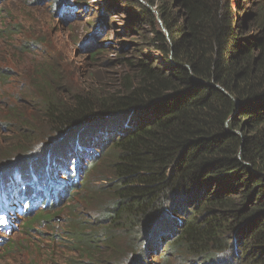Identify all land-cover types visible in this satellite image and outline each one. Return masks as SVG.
Instances as JSON below:
<instances>
[{
    "label": "trees",
    "instance_id": "16d2710c",
    "mask_svg": "<svg viewBox=\"0 0 264 264\" xmlns=\"http://www.w3.org/2000/svg\"><path fill=\"white\" fill-rule=\"evenodd\" d=\"M124 1L155 57L125 59L110 90L55 96L46 81L35 96L64 136L57 153L89 159L79 185L93 152L112 173L95 190L100 228L77 222L72 249L93 256L119 231L139 248L125 264H264V0L253 16L223 0ZM162 235L173 239L155 256Z\"/></svg>",
    "mask_w": 264,
    "mask_h": 264
},
{
    "label": "rangeland",
    "instance_id": "374dc122",
    "mask_svg": "<svg viewBox=\"0 0 264 264\" xmlns=\"http://www.w3.org/2000/svg\"><path fill=\"white\" fill-rule=\"evenodd\" d=\"M223 1L233 15L245 10V14L253 16L260 0ZM137 14L138 10L124 0H0V172L13 171L15 159H19L18 166L31 162L44 148L46 154L57 151L56 145L64 137L53 131L39 111L35 96L41 83L50 81L55 96L99 88L110 90L112 82L126 69L125 59L138 54L155 57L146 44L149 24ZM93 52L96 53L91 56ZM95 154L97 163L87 167L88 183L84 186L79 183L88 157H75V166L72 157L60 166L50 164L54 169L46 171L60 187L70 181L61 175L65 170L77 181L68 185L66 194L60 189L58 195H47V207L58 209L50 213V220L38 218L26 226L21 210L7 215L13 227L0 230V264H125L128 254H132L131 259L138 254L139 248L131 246V240L130 246H125L129 240L119 231L114 245L95 242L93 256L82 248L72 249L76 242L70 230L77 222H84L87 230L89 226L100 228L105 198H98L95 190L112 179L108 163L98 160ZM106 188L111 193V187ZM26 191H22L24 196ZM18 206L23 208L22 203ZM40 206L37 203L31 207L29 216L39 213ZM172 239L162 235L155 256ZM118 251L122 252L117 254ZM166 254H171L170 250ZM175 257H169L173 264Z\"/></svg>",
    "mask_w": 264,
    "mask_h": 264
},
{
    "label": "clouds",
    "instance_id": "9594fccd",
    "mask_svg": "<svg viewBox=\"0 0 264 264\" xmlns=\"http://www.w3.org/2000/svg\"><path fill=\"white\" fill-rule=\"evenodd\" d=\"M57 151H52L48 154H46V150L44 152L42 151L40 155H37V157L33 159H36V161L32 160L23 166H18L20 165L18 164L19 159H15L13 165L16 168L13 171L0 172V176L3 177H0V230H2V227L7 229L13 227L12 224L7 222V215L13 213L15 209L21 210L24 217L32 213L31 207L35 206L37 203L42 207L40 210L46 209L49 200L48 194L52 193L58 195L60 189H63V194H66L68 185L76 182V180H74V175H71L70 171L67 172L66 170L61 175L62 177L70 179L67 185H62V187H60L56 182L50 180V175L48 171H46L48 168L54 169L50 164L60 166L63 164L64 160L67 159L66 156L62 158ZM82 153L84 154L80 156ZM82 153L77 154V156L83 157L85 151ZM74 160L76 162V158L73 159L72 162L75 166ZM47 162L49 163L46 165ZM37 165H39L38 169L35 168ZM20 181L21 184L19 185ZM22 191H26L25 196ZM18 203H22L23 208H20Z\"/></svg>",
    "mask_w": 264,
    "mask_h": 264
},
{
    "label": "water",
    "instance_id": "95a60500",
    "mask_svg": "<svg viewBox=\"0 0 264 264\" xmlns=\"http://www.w3.org/2000/svg\"><path fill=\"white\" fill-rule=\"evenodd\" d=\"M237 104H238V102H237Z\"/></svg>",
    "mask_w": 264,
    "mask_h": 264
}]
</instances>
